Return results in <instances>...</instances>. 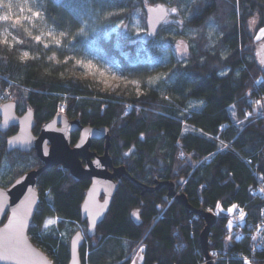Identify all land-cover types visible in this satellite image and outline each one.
Instances as JSON below:
<instances>
[{
	"label": "trees",
	"instance_id": "1",
	"mask_svg": "<svg viewBox=\"0 0 264 264\" xmlns=\"http://www.w3.org/2000/svg\"><path fill=\"white\" fill-rule=\"evenodd\" d=\"M178 3L38 0L47 21L67 29L70 36L77 29L78 18L113 12L106 28L119 20L116 46L100 41L105 35L102 25L99 43L92 48L106 60L109 54L116 55L124 69L138 75L146 69L147 55H157L153 43L161 28L153 38L132 35L127 31L131 17L139 12L145 28L147 7H177ZM184 21L195 34L186 42L185 62L176 64L167 76H175L173 84L166 91L155 88L138 96L120 89L100 92L88 81L65 75L62 66L49 58L51 51L34 44L21 28L11 29L21 40L17 48L0 43V93L8 89L10 94L26 98L37 116L50 113V117L65 105L83 124L109 128L113 164L124 165L135 180L122 178L95 236L80 248L81 264H129L139 247L142 264L204 263L199 245L203 220L197 214L187 215L175 200L165 203L166 188L144 191L142 185L151 187L154 179L182 180L177 189L190 209L211 211L216 216L209 236V252L218 253L213 264H242L236 258L239 255H248L249 264H264V249L252 252L249 238L235 240L238 226L259 218L262 203L250 190L258 177L264 179V111L259 114L253 110L250 99L264 94V67L256 54L261 44L254 41L255 32L264 28V0H189ZM211 23L219 35L210 45L207 27ZM91 40L96 41V37L91 36ZM171 43V38L160 42L165 46ZM18 48L27 50L29 57L21 60ZM190 101L199 102L200 107L187 109ZM3 146L0 140V151ZM93 148L103 151L101 143ZM130 148L135 150L128 155ZM17 166L2 184L11 183L22 173L21 165ZM88 185V181L74 182L59 167L41 175L38 204L27 234L54 264H67L69 257L68 240L61 243L58 231L79 223L75 231L85 232L79 209ZM232 206L244 207V214L240 218L234 214L238 221L228 228V217L215 210ZM47 216L58 219L56 233L46 235L40 230ZM227 235L231 244L226 246ZM112 245H116L118 255L111 252Z\"/></svg>",
	"mask_w": 264,
	"mask_h": 264
},
{
	"label": "water",
	"instance_id": "2",
	"mask_svg": "<svg viewBox=\"0 0 264 264\" xmlns=\"http://www.w3.org/2000/svg\"><path fill=\"white\" fill-rule=\"evenodd\" d=\"M167 16L168 11L162 4L146 8L145 27L148 38L157 35ZM263 51L264 43L256 51L264 67V53L259 55V52ZM0 117L1 132L12 124L18 125V131L5 140L6 153L13 150L21 152L34 150L42 164L40 168L20 175L8 186H0V264H54L31 242L27 231L38 204L36 181L45 170L56 166H61L67 171L74 182L89 181L79 209L80 220L86 225L85 232H75L68 242L67 264H81L80 248L86 239L95 236L97 226L103 222L109 212L122 178L135 181L124 165L113 164L109 154L111 147L109 128L82 126L78 119L69 121L65 116L55 115L42 125L38 136L34 137L31 132L33 114L30 110L21 117H16L13 104L9 103L0 106ZM75 131H79V137L74 146L70 147L69 136ZM94 140H103L102 154L98 155L90 150ZM134 150V148L128 149L127 154L130 155ZM156 182L154 179L153 183ZM156 184L152 187L142 185V188L153 192L164 185L167 187L163 197L165 203L171 199L175 200L186 209L187 215H200L204 222L203 229L199 233L203 264H213L209 253V236L212 227L216 224V216L211 211L190 209L184 194L176 190L182 185V180L177 183L158 181ZM134 218L136 221L139 219L137 214H134Z\"/></svg>",
	"mask_w": 264,
	"mask_h": 264
},
{
	"label": "rangeland",
	"instance_id": "3",
	"mask_svg": "<svg viewBox=\"0 0 264 264\" xmlns=\"http://www.w3.org/2000/svg\"><path fill=\"white\" fill-rule=\"evenodd\" d=\"M61 2L62 0H56ZM171 2L172 0H166ZM189 0H179L176 6L164 5L168 11L166 20L161 25V34L156 36L153 45L156 48L157 55H147V65L143 75H138L127 71L121 65L119 58L114 54H109L108 59L93 49L99 43V27L105 25V35L100 41L108 42L111 47L116 46V30L120 28L119 20L113 22V27L106 28L109 17L113 12L92 18L89 15L78 18L77 29L72 35L67 29H60L53 23H49L44 16L38 0H0V43L9 48L21 44V40L13 33V29L21 28L25 36L32 40L34 44H39L44 49L51 51L49 58L54 64L62 66V73L83 81H88L100 92L112 91L116 89L127 91L130 95H140L151 89H163L166 91L175 80L172 75L167 76L176 64H183L186 60V42L194 36V31L185 26L184 20L187 15V5ZM163 5V4H162ZM115 14V13H114ZM95 19V20H94ZM146 19V17H145ZM111 25V26H112ZM128 30L132 35L146 36V27L142 25L139 12L135 13L128 24ZM254 25L251 24V31ZM12 29V30H11ZM126 31V32H127ZM129 35V33H127ZM219 32L214 24L207 27V36L210 45L218 37ZM91 36L96 37V41L91 40ZM171 38V45L160 44L161 41ZM254 41L257 44L264 43V28L255 32ZM17 48V47H16ZM17 56L21 60L29 57L25 49L18 48ZM60 55H62L60 57ZM143 77V78H142ZM141 78V79H140ZM200 107L199 102L190 101L187 109ZM232 116L234 110L230 108ZM18 167V166H17ZM16 167V168H17ZM22 168V167H19ZM2 173L5 170H1ZM10 172L5 171V178L0 181L4 183L9 179ZM177 191H180L177 189ZM235 207H229L226 210L220 207L216 208V213L228 217V228H231L236 221L234 215ZM58 219L47 216L43 219L40 230L49 235L56 233V223ZM77 229V226L67 225L58 231L61 243L69 242V238ZM81 230V229H80ZM83 233L84 231L81 230ZM225 245L231 244V236L225 238ZM116 245H112L111 252H114ZM115 255L118 253L115 251ZM114 255V256H115ZM214 255V254H213ZM211 256L212 263L218 258ZM142 248L139 247L132 254L129 264H142Z\"/></svg>",
	"mask_w": 264,
	"mask_h": 264
},
{
	"label": "flooded vegetation",
	"instance_id": "4",
	"mask_svg": "<svg viewBox=\"0 0 264 264\" xmlns=\"http://www.w3.org/2000/svg\"><path fill=\"white\" fill-rule=\"evenodd\" d=\"M9 103L13 104V109H14V113H15L16 117H21L28 110H30L32 112V114H33V127H32L31 132H32L34 137L38 136L40 128L42 127V125L45 122L49 121L55 115L65 116V118H67V120H69V121L78 119L82 126H90V125H87V124H83L81 122V120L77 116L74 117V114L71 111L70 112L67 111V107L65 105L61 106L58 110L54 111L50 117H48V115L50 113L48 115L44 116V117L37 116L35 108L29 103V101L26 98L16 96L15 94L12 95V94H10L8 92V89H7L6 92L0 93V106L5 105V104H9ZM0 121H1V117H0ZM17 131H18V125H16V124H12L4 132L0 131V140H2V142L4 144L3 151H0V181L3 179V177L5 178V171L6 172L7 171L10 172V176H9V179H10L12 174H13V172H14L12 167L16 168L17 165H21V167H22V168H20V170L22 171V173L20 175H22V174H24V173H26L28 171L38 169V168H40L42 166V164L39 161V159L37 158L34 150H31L30 152H21L19 150H13L10 153H6L5 140L9 136L14 135ZM78 137H79V131H75V132H72L70 134V136H69V139H70V144L69 145H70V147L74 146V144L78 140ZM95 143H101V146L103 148V143H104L103 140H97V141L94 140L92 142V146H91V149H90L91 151L95 152L98 155L102 154V152H97V150H95L93 148ZM81 161L84 164V161L83 160H81ZM13 162L15 163L14 166L11 165ZM56 167H59L63 171H65L61 166H56ZM56 167H52V168H56ZM1 170H5V171L2 173ZM65 172H67V171H65ZM67 174H68V172H67ZM41 175L38 177V179L36 181V184H35L37 194L40 192L39 191L40 190L39 183H40ZM156 181H157L156 183H158V181H160V180H156ZM160 182H163V181H160ZM156 183H153L151 185V187L157 185ZM7 184L9 185L10 183H7ZM7 184H2L0 182V186H2V187L8 186ZM164 188H166V190H167L166 186L161 185L159 190L164 189ZM143 190L145 191V188H143ZM176 190H177V188H176ZM82 223H84V222H82ZM75 226H77V228H79L80 224L76 223ZM78 231H80V230H78ZM75 232H77V231H75ZM75 232H73V234Z\"/></svg>",
	"mask_w": 264,
	"mask_h": 264
},
{
	"label": "built area",
	"instance_id": "5",
	"mask_svg": "<svg viewBox=\"0 0 264 264\" xmlns=\"http://www.w3.org/2000/svg\"><path fill=\"white\" fill-rule=\"evenodd\" d=\"M250 100L253 104V110H256L259 114L262 110L264 111V94L259 95L258 98L251 97ZM246 163L250 164V159H247ZM250 194L252 197L262 202L259 210V218L252 223L238 226L235 240L240 241L245 237L249 238L250 251L253 252L254 250L264 249V179L262 177L257 178V185L250 190ZM234 214L236 218L242 217L244 214V207H235ZM209 253L210 255L212 254V256L218 257L216 251H211ZM236 258L241 260L242 264H249L250 262V257L248 255H239L236 256Z\"/></svg>",
	"mask_w": 264,
	"mask_h": 264
}]
</instances>
